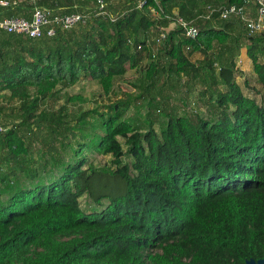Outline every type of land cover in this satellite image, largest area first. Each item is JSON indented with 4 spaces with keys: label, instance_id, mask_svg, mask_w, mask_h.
<instances>
[{
    "label": "trees",
    "instance_id": "1",
    "mask_svg": "<svg viewBox=\"0 0 264 264\" xmlns=\"http://www.w3.org/2000/svg\"><path fill=\"white\" fill-rule=\"evenodd\" d=\"M3 1L9 5L0 6V19L30 20L42 9L87 20L55 36L47 27L38 39L0 30V264L264 260V101L244 93L235 63L243 54L252 61L264 93V34L210 14L246 0H104L103 9L96 0ZM166 16L192 22L196 38L179 27L166 33ZM147 59V78L166 75L161 86L144 89L158 101L153 114L167 119L161 135L130 123L128 101L81 115L52 105L59 86L83 78L109 96L118 78L144 70ZM192 81L204 88L205 113L180 115L171 95L194 92ZM77 130L91 139L60 162L59 177L42 180L27 169L34 150L54 154ZM87 152L111 156L114 172L95 170ZM19 169L29 175L24 186L14 176ZM86 195L99 208L83 210Z\"/></svg>",
    "mask_w": 264,
    "mask_h": 264
},
{
    "label": "rangeland",
    "instance_id": "2",
    "mask_svg": "<svg viewBox=\"0 0 264 264\" xmlns=\"http://www.w3.org/2000/svg\"><path fill=\"white\" fill-rule=\"evenodd\" d=\"M161 45L158 44V47L152 51L153 56L157 55V50ZM201 59L200 56H196L192 61L198 65ZM153 60L154 62L158 61L156 57ZM240 61L242 63L239 65L238 62ZM151 62L150 59H147L143 66L144 70H129L124 77L118 78L109 96L105 95L98 82L92 81L90 78H83L75 86H59L52 99V105L55 109L65 108L69 114L81 115L92 111L106 112L110 105L118 101H128L129 111L127 117L130 123L141 133H147L150 125H152L156 133L161 135L166 127L167 119L159 112H157V115L153 114L155 104L158 101L152 103L151 97L147 96L144 89L150 82L161 86L166 81V75L158 72L152 78H147L145 65ZM235 63L238 69L236 81L244 93L259 102L264 101L261 85L253 73L252 61L243 54L236 59ZM188 84L194 86L195 91L191 93L187 91V88H184L178 94L171 95L173 97L171 103L179 110L180 115L205 113L204 100H202L200 94L204 88L193 81L188 82ZM2 103H4L3 98H0V104ZM88 122L96 127L99 125L97 118H90ZM91 135L88 132L75 131V136L71 137V143L60 146L54 154H45L39 150H34L28 157L27 169L36 172L42 180L52 181L62 173L60 162L72 161L75 158V150L79 148L78 145L87 144L91 139ZM121 142L123 143L122 140ZM86 158L88 163L102 174L111 175L115 170L111 156L97 152H87ZM14 176L17 179L18 186H24L29 181L28 173L20 169ZM81 206L85 211L99 208L89 195L81 200Z\"/></svg>",
    "mask_w": 264,
    "mask_h": 264
},
{
    "label": "built area",
    "instance_id": "3",
    "mask_svg": "<svg viewBox=\"0 0 264 264\" xmlns=\"http://www.w3.org/2000/svg\"><path fill=\"white\" fill-rule=\"evenodd\" d=\"M100 8L103 9L105 1L96 0ZM157 2V0H156ZM9 2L0 0L1 7H7ZM140 7L144 2H140ZM154 13V12H153ZM218 13L219 18L223 20L232 17L237 18L244 25L245 29L251 36L264 34V0H246L242 6L223 7L213 9L210 14ZM175 27H179L184 35L195 39L198 34V29L192 22H188L183 18L172 19L166 16ZM87 20L85 14H73L66 16L51 17V13L47 10L36 9L30 20L26 18H8L0 19V30L8 34H16L31 39H38L42 36L45 28L50 27L49 36H55L57 29L71 30L76 25ZM175 29V28H174ZM166 36L163 35L158 42L162 43ZM242 61L238 62L240 65ZM5 129L0 123V134L4 133Z\"/></svg>",
    "mask_w": 264,
    "mask_h": 264
},
{
    "label": "water",
    "instance_id": "4",
    "mask_svg": "<svg viewBox=\"0 0 264 264\" xmlns=\"http://www.w3.org/2000/svg\"><path fill=\"white\" fill-rule=\"evenodd\" d=\"M175 28V24L170 25L167 29H165L166 33H170ZM246 264H264V260L255 261L250 260Z\"/></svg>",
    "mask_w": 264,
    "mask_h": 264
}]
</instances>
